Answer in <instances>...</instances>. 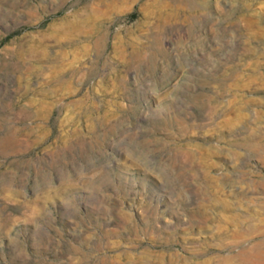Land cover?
I'll use <instances>...</instances> for the list:
<instances>
[{
  "label": "rangeland",
  "instance_id": "1",
  "mask_svg": "<svg viewBox=\"0 0 264 264\" xmlns=\"http://www.w3.org/2000/svg\"><path fill=\"white\" fill-rule=\"evenodd\" d=\"M247 248L264 254V0H0V264Z\"/></svg>",
  "mask_w": 264,
  "mask_h": 264
},
{
  "label": "bare ground",
  "instance_id": "2",
  "mask_svg": "<svg viewBox=\"0 0 264 264\" xmlns=\"http://www.w3.org/2000/svg\"><path fill=\"white\" fill-rule=\"evenodd\" d=\"M66 17H64L60 22L59 29L63 32V34H69V37H72L79 33V26L74 20H68ZM253 249L254 248L242 249L238 256H240L245 263L264 264V254L262 255V252H260V254L252 255Z\"/></svg>",
  "mask_w": 264,
  "mask_h": 264
}]
</instances>
